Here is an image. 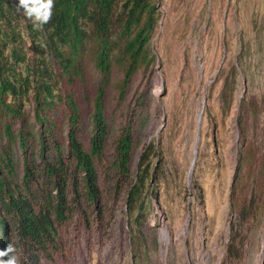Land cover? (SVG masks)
Wrapping results in <instances>:
<instances>
[{
    "label": "rangeland",
    "instance_id": "1",
    "mask_svg": "<svg viewBox=\"0 0 264 264\" xmlns=\"http://www.w3.org/2000/svg\"><path fill=\"white\" fill-rule=\"evenodd\" d=\"M156 1L153 62L139 66L121 94V69L112 61L101 73L89 51L78 96L93 99L106 87L104 173L116 157L113 140L128 125L135 139L132 176L151 141L159 145L153 158L158 175L131 212L127 186L118 189L112 170L102 212L84 199L75 216L83 228L71 227L67 254L55 264H264V0ZM62 95L46 123L32 105L24 118L12 120L27 133L32 153L11 142L1 121L0 145L13 148L17 176L0 165L5 193L22 186L28 162H44L36 154L51 124L47 137L61 139L68 152L71 111Z\"/></svg>",
    "mask_w": 264,
    "mask_h": 264
},
{
    "label": "trees",
    "instance_id": "2",
    "mask_svg": "<svg viewBox=\"0 0 264 264\" xmlns=\"http://www.w3.org/2000/svg\"><path fill=\"white\" fill-rule=\"evenodd\" d=\"M18 3L0 0V126L2 121L11 142L29 146L32 153L27 133L14 127L12 120L24 118L27 105H32L36 119L46 123V112L63 98L62 92L71 113L67 153L61 139L47 137L55 127L51 124L40 136L36 154L44 162H28L17 192L5 193L0 178V247L12 240L24 264H55L67 254L71 227L78 232L83 228L75 216L84 201L102 212L111 190L105 181L112 170L120 177L118 189L127 186L129 211H136L150 195L158 175L159 165L153 158L160 153L159 145L155 141L146 145L132 176L135 139L131 127L125 126L113 140L116 157L104 173L101 167L110 129L104 111L106 87H98L93 99L81 101L78 79L83 74L82 58L90 51L103 74L111 70L112 61L117 64L123 72L117 85L125 93L138 67L153 62L151 40L160 11L156 0H54L51 21L36 30L17 10ZM114 49L118 54H113ZM47 152L54 158L49 159ZM0 165L17 179L11 146L0 145ZM84 219L90 228L91 218Z\"/></svg>",
    "mask_w": 264,
    "mask_h": 264
},
{
    "label": "clouds",
    "instance_id": "3",
    "mask_svg": "<svg viewBox=\"0 0 264 264\" xmlns=\"http://www.w3.org/2000/svg\"><path fill=\"white\" fill-rule=\"evenodd\" d=\"M54 0H19L17 10L33 22L36 30L47 25L53 16ZM0 264H24L20 250L11 240L5 247H0Z\"/></svg>",
    "mask_w": 264,
    "mask_h": 264
},
{
    "label": "water",
    "instance_id": "4",
    "mask_svg": "<svg viewBox=\"0 0 264 264\" xmlns=\"http://www.w3.org/2000/svg\"><path fill=\"white\" fill-rule=\"evenodd\" d=\"M201 113H202V111H201ZM200 119H201V115L199 116V118H198V121L200 122Z\"/></svg>",
    "mask_w": 264,
    "mask_h": 264
}]
</instances>
